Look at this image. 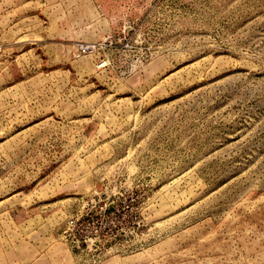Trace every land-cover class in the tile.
Listing matches in <instances>:
<instances>
[{"label":"rangeland","instance_id":"1","mask_svg":"<svg viewBox=\"0 0 264 264\" xmlns=\"http://www.w3.org/2000/svg\"><path fill=\"white\" fill-rule=\"evenodd\" d=\"M0 264H264V0H0Z\"/></svg>","mask_w":264,"mask_h":264},{"label":"built area","instance_id":"2","mask_svg":"<svg viewBox=\"0 0 264 264\" xmlns=\"http://www.w3.org/2000/svg\"><path fill=\"white\" fill-rule=\"evenodd\" d=\"M87 213H89V211H87ZM87 218V215H83L82 212H77L76 214L71 215L68 219H67V235L70 236V238L72 239V243L77 246H85L86 244L84 241H88L86 238H82L78 235V226L80 224H83L85 219ZM89 219V218H88Z\"/></svg>","mask_w":264,"mask_h":264}]
</instances>
